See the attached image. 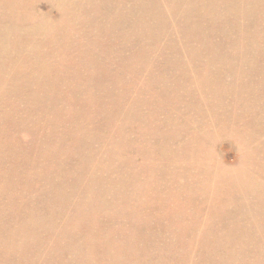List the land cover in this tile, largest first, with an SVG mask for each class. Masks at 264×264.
<instances>
[{"label":"rangeland","instance_id":"obj_1","mask_svg":"<svg viewBox=\"0 0 264 264\" xmlns=\"http://www.w3.org/2000/svg\"><path fill=\"white\" fill-rule=\"evenodd\" d=\"M0 65V264H264V0H0Z\"/></svg>","mask_w":264,"mask_h":264},{"label":"bare ground","instance_id":"obj_2","mask_svg":"<svg viewBox=\"0 0 264 264\" xmlns=\"http://www.w3.org/2000/svg\"><path fill=\"white\" fill-rule=\"evenodd\" d=\"M26 37V36H25ZM33 37V36H32ZM6 39V38H5ZM24 40V39H23ZM3 43V42H2ZM3 44H5V43H3ZM27 44V43H26ZM28 45V44H27ZM36 45V44H35ZM44 45V44H43ZM38 46V45H37ZM3 47V46H2ZM6 49V48H5ZM33 49H35V47L33 48ZM8 50V49H7ZM27 50V49H26ZM28 50H31V49H28ZM43 50V49H42ZM14 51V50H13ZM34 51V50H33ZM11 53V52H10ZM30 54V53H29ZM1 55H2V53H1ZM5 56V55H4ZM9 56H11L10 54H9ZM13 56V55H12ZM30 56V55H29ZM65 58V57H64ZM33 59V58H32ZM42 61V60H41ZM43 62V61H42ZM44 62H45V60H44ZM46 63H48V62H46ZM45 63V64H46ZM39 64V63H38ZM35 65V64H34ZM41 65V64H40ZM45 66H47V64L45 65ZM42 67H43V65H42ZM41 68V67H40ZM45 68V67H44ZM44 68H41V69H43L44 70ZM36 69V68H35ZM39 69V68H38ZM37 69V70H38ZM43 70H42V72H43ZM45 73H46V71H44ZM9 73H11V71H9L8 69H6V68H4V67H2L1 65H0V77H4V78H7V77H9ZM38 73V72H37ZM40 74V73H39ZM37 76V75H36ZM55 76V75H54ZM33 77H35V76H33ZM54 78H56V77H54ZM31 79V78H30ZM51 79H52V76H51ZM33 80H34V78H33ZM36 80V79H35ZM31 83H33V82H31ZM46 85H48V84H46ZM50 85V84H49ZM53 85V84H52ZM59 85V84H58ZM38 86V85H37ZM45 87V86H44ZM49 87V86H48ZM16 88V87H15ZM42 88V87H41ZM47 88V87H46ZM57 88V87H56ZM17 89V88H16ZM50 89V88H49ZM53 89V88H52ZM55 90V89H54ZM43 91L45 92V89H43ZM52 91V90H51ZM50 91V92H51ZM47 92H49L48 91V89H47ZM54 93H55V91H54ZM62 94V93H61ZM91 97V96H90ZM28 100V99H27ZM41 102V101H40ZM43 102V101H42ZM4 105V104H3ZM7 106V105H6ZM25 106V105H24ZM3 107V106H2ZM53 108V107H52ZM31 112V111H30ZM6 113V112H5ZM35 114V113H34ZM101 137V136H100ZM99 137V138H100ZM95 138V137H94ZM100 140V139H99ZM101 141V140H100ZM19 161V160H18ZM23 162V161H22ZM30 165V164H29ZM14 172V171H13ZM26 172H24V174H25ZM20 176H22V174L20 175ZM28 176H29V174H28ZM12 178V177H11ZM23 178V177H22ZM32 179V178H31ZM31 182V181H30ZM9 184V183H8ZM14 184H16V183H14ZM25 185V184H24ZM9 187V186H8ZM8 187H6V188H8ZM11 188V187H10ZM8 191V190H7ZM4 192H6V190H4ZM2 192L0 191V194H1ZM6 194V193H5ZM8 194V193H7ZM7 194H6V196H7ZM4 195V194H3ZM10 196V195H9ZM11 196H13V194L11 195ZM10 196V197H11ZM2 198V197H1ZM7 197H4V199H6ZM12 198V197H11ZM173 200H175L174 198H172ZM3 200V199H2ZM11 202H13V201H10V203ZM215 202H216V200H215ZM143 205V204H142ZM173 205H174V203H173ZM177 205V204H176ZM17 206V205H16ZM19 206V205H18ZM162 206V205H161ZM169 207V206H168ZM168 207H166V208H168ZM175 207V206H174ZM165 208V207H164ZM164 208H163V210H164ZM168 210V209H167ZM174 210V209H173ZM167 213V212H166ZM24 214V213H23ZM201 215H202V213H201ZM21 227V226H20ZM28 239V238H27ZM37 242V241H36ZM115 244V243H114ZM76 246V245H75ZM184 259V258H183ZM76 262V261H75Z\"/></svg>","mask_w":264,"mask_h":264}]
</instances>
